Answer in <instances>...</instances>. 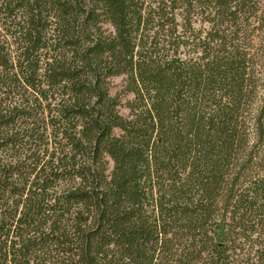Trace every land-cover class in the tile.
Instances as JSON below:
<instances>
[{
    "label": "trees",
    "instance_id": "1",
    "mask_svg": "<svg viewBox=\"0 0 264 264\" xmlns=\"http://www.w3.org/2000/svg\"><path fill=\"white\" fill-rule=\"evenodd\" d=\"M0 264H264V0H0Z\"/></svg>",
    "mask_w": 264,
    "mask_h": 264
},
{
    "label": "rangeland",
    "instance_id": "2",
    "mask_svg": "<svg viewBox=\"0 0 264 264\" xmlns=\"http://www.w3.org/2000/svg\"><path fill=\"white\" fill-rule=\"evenodd\" d=\"M110 81H111L110 82V91L112 93H114L115 91H117V90H119L121 88L122 83H123V75H115V76H112ZM130 96H132V93H128L126 95V97H130ZM126 97H123L122 98V103H121V105L119 107L120 112L122 114H127V112H128L127 107L123 104V102L126 99Z\"/></svg>",
    "mask_w": 264,
    "mask_h": 264
}]
</instances>
